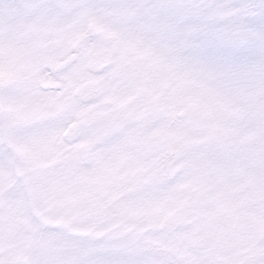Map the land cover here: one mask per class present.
Listing matches in <instances>:
<instances>
[{
    "label": "snow or ice",
    "instance_id": "obj_1",
    "mask_svg": "<svg viewBox=\"0 0 264 264\" xmlns=\"http://www.w3.org/2000/svg\"><path fill=\"white\" fill-rule=\"evenodd\" d=\"M42 107L135 179L0 264H264V0H0V136Z\"/></svg>",
    "mask_w": 264,
    "mask_h": 264
},
{
    "label": "rangeland",
    "instance_id": "obj_2",
    "mask_svg": "<svg viewBox=\"0 0 264 264\" xmlns=\"http://www.w3.org/2000/svg\"><path fill=\"white\" fill-rule=\"evenodd\" d=\"M51 110H21L15 127L0 136V204L8 209L13 241L33 214L86 220L135 179L124 175L132 144L99 146L86 164L81 145L93 142L75 139L77 124L59 132L50 127Z\"/></svg>",
    "mask_w": 264,
    "mask_h": 264
},
{
    "label": "water",
    "instance_id": "obj_3",
    "mask_svg": "<svg viewBox=\"0 0 264 264\" xmlns=\"http://www.w3.org/2000/svg\"><path fill=\"white\" fill-rule=\"evenodd\" d=\"M85 156V155H84Z\"/></svg>",
    "mask_w": 264,
    "mask_h": 264
}]
</instances>
